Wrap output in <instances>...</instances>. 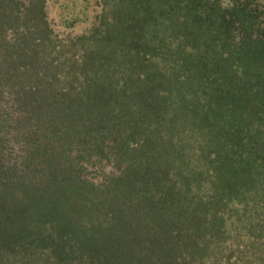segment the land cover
<instances>
[{
  "label": "trees",
  "instance_id": "1",
  "mask_svg": "<svg viewBox=\"0 0 264 264\" xmlns=\"http://www.w3.org/2000/svg\"><path fill=\"white\" fill-rule=\"evenodd\" d=\"M93 2L0 0V264H264V0Z\"/></svg>",
  "mask_w": 264,
  "mask_h": 264
},
{
  "label": "rangeland",
  "instance_id": "2",
  "mask_svg": "<svg viewBox=\"0 0 264 264\" xmlns=\"http://www.w3.org/2000/svg\"><path fill=\"white\" fill-rule=\"evenodd\" d=\"M58 1L59 0H47L46 10L47 16L51 21L54 29L60 33H76L81 31L82 29L87 27V25L90 23V20L92 19L93 13L97 11L93 0H87L84 7L85 14L81 12L82 7H80V5L78 4L79 10L75 14L76 18H72L68 13H66L65 15L66 17H68V19L63 21L60 18L61 16L58 11Z\"/></svg>",
  "mask_w": 264,
  "mask_h": 264
}]
</instances>
